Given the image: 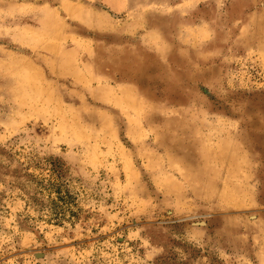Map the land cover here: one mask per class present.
Here are the masks:
<instances>
[{
  "label": "rangeland",
  "instance_id": "1",
  "mask_svg": "<svg viewBox=\"0 0 264 264\" xmlns=\"http://www.w3.org/2000/svg\"><path fill=\"white\" fill-rule=\"evenodd\" d=\"M0 264H264V0H0Z\"/></svg>",
  "mask_w": 264,
  "mask_h": 264
}]
</instances>
